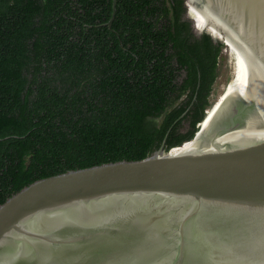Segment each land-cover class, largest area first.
Returning <instances> with one entry per match:
<instances>
[{
	"label": "water",
	"instance_id": "1",
	"mask_svg": "<svg viewBox=\"0 0 264 264\" xmlns=\"http://www.w3.org/2000/svg\"><path fill=\"white\" fill-rule=\"evenodd\" d=\"M183 1L197 36L222 42L213 24L226 37L217 21L229 18L245 29L236 80L215 86L183 143L166 150V136L143 159L67 170L9 197L0 264H264V0Z\"/></svg>",
	"mask_w": 264,
	"mask_h": 264
},
{
	"label": "trees",
	"instance_id": "2",
	"mask_svg": "<svg viewBox=\"0 0 264 264\" xmlns=\"http://www.w3.org/2000/svg\"><path fill=\"white\" fill-rule=\"evenodd\" d=\"M0 0V205L71 169L192 138L225 44L183 0ZM222 38V37H218ZM224 40V38H223Z\"/></svg>",
	"mask_w": 264,
	"mask_h": 264
},
{
	"label": "bare ground",
	"instance_id": "3",
	"mask_svg": "<svg viewBox=\"0 0 264 264\" xmlns=\"http://www.w3.org/2000/svg\"><path fill=\"white\" fill-rule=\"evenodd\" d=\"M206 17L209 20L211 19L209 17V15H207ZM212 21L213 20H210V22L213 24ZM226 21L229 24L225 23V22L220 23L217 21V23H219L220 26L222 27V30L224 31V33L227 35L226 37L216 27L215 24H213V25L215 28V37L217 39H220L225 45H227L228 51L230 50L234 56V59H235V70H234L235 71V79H234V81H235L236 77H237V67L244 65L247 32L245 31V29L244 30L240 29V28H243L242 26L239 25L240 26V28H239L236 25H234V24H236L235 20H232L231 18H229V19H226ZM230 22H232L233 24H231ZM218 37H222V38H218ZM223 38H224V40H223ZM226 42H227V44H226Z\"/></svg>",
	"mask_w": 264,
	"mask_h": 264
},
{
	"label": "rangeland",
	"instance_id": "4",
	"mask_svg": "<svg viewBox=\"0 0 264 264\" xmlns=\"http://www.w3.org/2000/svg\"><path fill=\"white\" fill-rule=\"evenodd\" d=\"M234 70H235L234 56L230 50L228 51L227 45H225L224 51L220 57L219 76L217 78V81L214 85V88L211 94V96L214 97L216 100L218 98H217L215 86L234 81L235 79Z\"/></svg>",
	"mask_w": 264,
	"mask_h": 264
}]
</instances>
